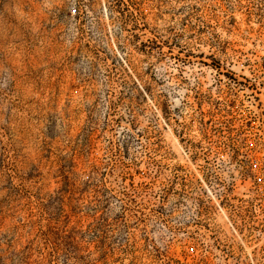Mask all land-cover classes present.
Returning a JSON list of instances; mask_svg holds the SVG:
<instances>
[{
  "label": "rangeland",
  "instance_id": "374dc122",
  "mask_svg": "<svg viewBox=\"0 0 264 264\" xmlns=\"http://www.w3.org/2000/svg\"><path fill=\"white\" fill-rule=\"evenodd\" d=\"M259 36L264 0H0V264H264Z\"/></svg>",
  "mask_w": 264,
  "mask_h": 264
},
{
  "label": "built area",
  "instance_id": "2783aa9c",
  "mask_svg": "<svg viewBox=\"0 0 264 264\" xmlns=\"http://www.w3.org/2000/svg\"><path fill=\"white\" fill-rule=\"evenodd\" d=\"M240 47L235 56H230L233 71L230 74L236 79L239 98H242L245 126L253 130L250 140L264 143V37L244 42ZM261 220L264 222V215ZM186 251L191 257L208 254L207 246L197 240H191Z\"/></svg>",
  "mask_w": 264,
  "mask_h": 264
}]
</instances>
